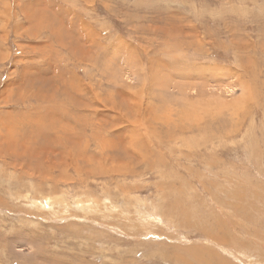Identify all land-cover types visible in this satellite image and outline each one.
Masks as SVG:
<instances>
[{
    "label": "rangeland",
    "instance_id": "rangeland-1",
    "mask_svg": "<svg viewBox=\"0 0 264 264\" xmlns=\"http://www.w3.org/2000/svg\"><path fill=\"white\" fill-rule=\"evenodd\" d=\"M0 264H264V0H0Z\"/></svg>",
    "mask_w": 264,
    "mask_h": 264
}]
</instances>
